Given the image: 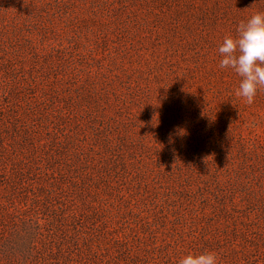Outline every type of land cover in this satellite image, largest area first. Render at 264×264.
Masks as SVG:
<instances>
[{
  "label": "rangeland",
  "instance_id": "obj_1",
  "mask_svg": "<svg viewBox=\"0 0 264 264\" xmlns=\"http://www.w3.org/2000/svg\"><path fill=\"white\" fill-rule=\"evenodd\" d=\"M264 0H0V264H264V87L219 44Z\"/></svg>",
  "mask_w": 264,
  "mask_h": 264
},
{
  "label": "clouds",
  "instance_id": "obj_2",
  "mask_svg": "<svg viewBox=\"0 0 264 264\" xmlns=\"http://www.w3.org/2000/svg\"><path fill=\"white\" fill-rule=\"evenodd\" d=\"M236 33L225 36L219 44V68L230 69L240 78L236 95L252 104L264 87V12L242 21ZM177 264H219V259L212 251L188 252Z\"/></svg>",
  "mask_w": 264,
  "mask_h": 264
}]
</instances>
